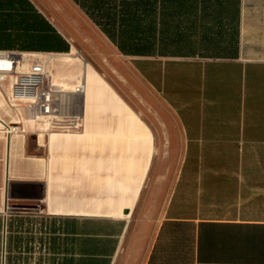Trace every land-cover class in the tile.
I'll return each mask as SVG.
<instances>
[{"label":"crops","instance_id":"1","mask_svg":"<svg viewBox=\"0 0 264 264\" xmlns=\"http://www.w3.org/2000/svg\"><path fill=\"white\" fill-rule=\"evenodd\" d=\"M61 1L0 0V50L53 52L86 89L83 129L42 146L6 132L0 88V264H264V0H64L161 99L156 130L60 57Z\"/></svg>","mask_w":264,"mask_h":264},{"label":"built area","instance_id":"2","mask_svg":"<svg viewBox=\"0 0 264 264\" xmlns=\"http://www.w3.org/2000/svg\"><path fill=\"white\" fill-rule=\"evenodd\" d=\"M53 52L0 50V88L18 117L19 125L7 133L24 130V123L48 132H77L83 129L84 85L82 81L66 89L49 78ZM5 235V228H4Z\"/></svg>","mask_w":264,"mask_h":264},{"label":"rangeland","instance_id":"3","mask_svg":"<svg viewBox=\"0 0 264 264\" xmlns=\"http://www.w3.org/2000/svg\"><path fill=\"white\" fill-rule=\"evenodd\" d=\"M60 3L65 8L63 10L64 13L58 8H54V11L47 10V8H44V10L50 15L61 14L60 18L65 26V34L70 39L72 46L76 50L78 49L82 57L95 67L98 73L139 114L150 129H163V118H171V115L161 99L140 80L129 61L115 52L113 46L97 31L78 8L64 0ZM56 70L57 73H62L65 71V67L57 66ZM77 78L78 76L76 75L68 81L73 85L76 83ZM2 106L9 110L4 100H2ZM16 134H29L30 141L34 140V142H37L36 129L33 126H30L26 133L18 132ZM137 218L138 211H135L130 218L132 223H135Z\"/></svg>","mask_w":264,"mask_h":264},{"label":"bare ground","instance_id":"4","mask_svg":"<svg viewBox=\"0 0 264 264\" xmlns=\"http://www.w3.org/2000/svg\"><path fill=\"white\" fill-rule=\"evenodd\" d=\"M78 53H79L78 50H76V48H74V49H72V51H71L70 53H68V54H64V55H61L60 57H63V58H66V59H71V58L75 57ZM57 57H58V56H57V54H55V53L52 54V55H50L49 73H48L49 78H50L54 83L61 84V86H63L64 88L68 89V88H70V87L72 86V84H65V83H63V82H61V81H57V79L54 78L55 74H54V70H53L52 67H53V63H54V61H55V59H56ZM79 81H82V82H83L82 79H80ZM79 81H78V82H79ZM83 85H84V87H85L84 82H83ZM85 91H86V89L84 88V94H85ZM84 94H83V96H84ZM52 133H55V132H48V134L46 135L45 132H44V130H39V142H41L40 144L42 145L43 142H44V138H49V136H50ZM60 133H62V132H60ZM42 146H43V145H42Z\"/></svg>","mask_w":264,"mask_h":264},{"label":"water","instance_id":"5","mask_svg":"<svg viewBox=\"0 0 264 264\" xmlns=\"http://www.w3.org/2000/svg\"><path fill=\"white\" fill-rule=\"evenodd\" d=\"M10 188H11V184L10 183H7L8 196L10 194ZM39 199H41V196L39 197Z\"/></svg>","mask_w":264,"mask_h":264}]
</instances>
